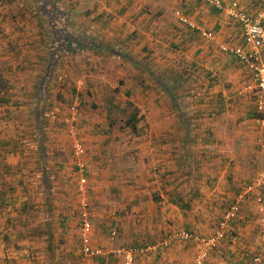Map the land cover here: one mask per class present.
<instances>
[{
	"label": "crops",
	"instance_id": "crops-1",
	"mask_svg": "<svg viewBox=\"0 0 264 264\" xmlns=\"http://www.w3.org/2000/svg\"><path fill=\"white\" fill-rule=\"evenodd\" d=\"M221 1L222 9L203 0H0V64L5 61L18 76H26L8 89L34 93L33 122L41 124L46 117L47 61L53 58L59 59L52 69L55 77L63 68L60 61L83 57L97 75L136 76L142 78L136 79L139 85L149 79L147 84L158 95L148 105L154 127L149 134L151 148L141 147L136 167L129 164L131 154L124 153L115 163V155L111 157L105 146L90 142L84 147L87 185L79 198L88 204L91 247L101 254L82 256L83 264H122L117 251L128 248L137 251L134 264H195L204 248L201 244L187 240L165 246L166 238L171 233L211 235L236 202L237 217L204 264H245L256 252V191L246 192L261 170L255 99L244 90L252 76L245 64L220 46L247 52L241 26L228 11L235 2L254 16L264 12V0ZM66 35L87 48L58 54L56 47L66 44ZM49 42H54L53 49H48ZM99 137L98 143L104 142ZM39 139L43 166L37 183L47 196L46 153L42 136ZM6 152L0 148L3 157L15 153ZM14 157L6 158L2 171L15 168ZM3 176L0 202L29 205L37 188L31 179ZM33 215L18 209L10 225L3 226L13 242L8 250L13 259L4 264H49L30 242L31 228L39 226ZM78 235L80 251V230ZM24 240L29 246L15 249Z\"/></svg>",
	"mask_w": 264,
	"mask_h": 264
},
{
	"label": "rangeland",
	"instance_id": "rangeland-1",
	"mask_svg": "<svg viewBox=\"0 0 264 264\" xmlns=\"http://www.w3.org/2000/svg\"><path fill=\"white\" fill-rule=\"evenodd\" d=\"M49 48L52 49L51 42L48 43ZM63 52H66L64 45L61 51L57 50L58 54ZM88 62L83 57H66L59 63L63 68H58V75L56 77V73H53V77L52 74L48 75V83L51 85L47 92L49 99L46 117L42 119L41 124L32 120V110L35 108L34 93L23 91L20 87L19 92L8 89V85L16 86L15 83H23L26 76H18L5 61L0 64V148L5 152L16 153L12 157L0 155L1 171L7 164L6 158L17 157L15 168L10 172H0V180L5 178L3 174H6V178L22 177L20 180L25 177L26 180L31 179L33 187H37L29 205L23 202L20 205L12 201L0 202V214L5 213L0 215V264L13 259V255L8 251L12 248V238L4 232L6 230L4 227L10 225L12 214L18 209L21 212L34 213L33 222H37L39 226L31 228L28 234L31 237L30 242L38 252L41 251L40 254L42 253L49 264H83L78 241L81 212L79 196L84 193L87 183L80 192L73 152V144L76 141H80L84 147L90 142L92 145L97 143L105 146L106 149H110L111 157L115 155V163L124 158V153L131 154L129 164L135 167L141 147L151 148L149 134L154 127L149 120L148 115L152 109L148 105L158 95L152 91L150 84H147L149 79L144 78L139 85L136 84V79L142 78L136 76L106 74L104 77L97 75L98 72L89 66ZM94 63L98 64V61ZM97 70L99 71L98 67ZM77 80L81 81V84H78ZM102 83L106 86L100 87L99 84ZM115 84L120 85L119 88L112 86ZM41 95L43 100L44 91ZM109 98H112V106ZM40 136L44 141L46 153L44 167L48 175L45 181L42 175L40 184L43 186V183L47 182V196L43 191L40 193L37 183L40 180V168L43 166ZM98 137L104 139V142L98 143ZM258 168H261V160ZM133 172L135 171L132 170L130 173ZM88 189L87 187V197L90 199ZM20 191L23 194L21 184ZM48 213L50 218L47 217ZM91 215L93 222L94 210ZM46 217L50 223L47 226L44 224ZM28 246L25 240L23 245H14L15 249L20 247L21 251ZM41 247L43 250H40ZM44 249L47 254L44 253ZM20 257L24 260V257Z\"/></svg>",
	"mask_w": 264,
	"mask_h": 264
},
{
	"label": "built area",
	"instance_id": "built-area-1",
	"mask_svg": "<svg viewBox=\"0 0 264 264\" xmlns=\"http://www.w3.org/2000/svg\"><path fill=\"white\" fill-rule=\"evenodd\" d=\"M203 2L216 9H222L221 0H203ZM228 14L237 21L242 29V35L245 45L248 47L247 52L240 47L228 48L224 45L220 49L233 54L239 61L245 64L251 71L252 81L244 90L253 93L255 99V109L258 116V124L261 129V137L259 139V149L261 153V170L258 172L255 180L246 188V192L256 191L254 203L256 206L257 222L256 229L258 234V248L252 254L245 264H264V12L256 13L254 16L248 15L239 9L237 3H232ZM175 17L183 23L187 20L179 13ZM207 36V34H204ZM81 84V82H77ZM73 152L76 158L75 170L78 177L79 191L82 192L83 187L87 183L86 165L83 161L84 145L80 141L73 144ZM240 199V197H239ZM80 204V252L84 257H95L101 254V251L91 247L90 235L92 225L88 219V204L84 198L79 201ZM239 211L238 203L232 205L223 215L218 227L214 232L207 236H197L186 233H171L165 240L164 245L170 246L176 241L193 240L201 244L204 248L198 253L194 262L195 264H204L209 254L216 250L217 246L226 238V228L228 224L237 217ZM112 237L115 235L113 231ZM135 249H120L117 251L122 257V264H134Z\"/></svg>",
	"mask_w": 264,
	"mask_h": 264
},
{
	"label": "trees",
	"instance_id": "trees-1",
	"mask_svg": "<svg viewBox=\"0 0 264 264\" xmlns=\"http://www.w3.org/2000/svg\"><path fill=\"white\" fill-rule=\"evenodd\" d=\"M63 39H65L66 40V44H61V43H59L58 44V46L56 47V49L58 50V51H61V47H62V45H64V48L66 49V52H74L75 50L77 51L78 49H86L87 47L84 45V43H77V42H75L74 41V39L72 38V37H67V35L63 38ZM52 45V49L54 48V42L51 44ZM59 62V59H57V60H55L54 58L52 59V60H49V61H47V63H48V65H50L49 66V68H50V75H51V72H52V69L55 67V65L57 64ZM52 74H53V72H52ZM51 77H53V76H51ZM51 80H52V78H51ZM50 80V81H51ZM51 83V82H50ZM49 88H50V84H49ZM49 90V89H48ZM111 99L112 98H109V101H110V106H112V101H111ZM47 217H49L50 218V215H49V213H48V216ZM48 224H50L49 223V221H48ZM49 236H50V231H49Z\"/></svg>",
	"mask_w": 264,
	"mask_h": 264
}]
</instances>
